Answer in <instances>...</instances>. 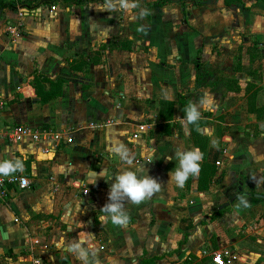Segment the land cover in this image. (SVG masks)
<instances>
[{
    "label": "crops",
    "instance_id": "obj_1",
    "mask_svg": "<svg viewBox=\"0 0 264 264\" xmlns=\"http://www.w3.org/2000/svg\"><path fill=\"white\" fill-rule=\"evenodd\" d=\"M158 1L134 0L127 13L99 10L104 3L2 13L0 127H44L60 138L0 143L6 174L31 182L0 204V264H81L67 250L77 241L95 249L90 264H213L217 253L226 264H264V114L249 112L247 94L255 84L264 109V0H173L147 23L138 13ZM10 27L20 36H7ZM120 40L132 49L109 48ZM79 58L86 69L72 67ZM51 81L60 94L43 103ZM205 93L212 104L198 106L206 122L196 132L206 161L221 165L202 193L198 172L178 186L172 170L176 153H201L180 96L195 104ZM162 100L175 105L170 122ZM119 144L127 162L112 151ZM139 165L159 191L125 198L124 225L101 221L112 178Z\"/></svg>",
    "mask_w": 264,
    "mask_h": 264
},
{
    "label": "clouds",
    "instance_id": "obj_2",
    "mask_svg": "<svg viewBox=\"0 0 264 264\" xmlns=\"http://www.w3.org/2000/svg\"><path fill=\"white\" fill-rule=\"evenodd\" d=\"M136 7L137 5L134 0H104V4L99 6V10L110 12L123 10L127 13ZM146 14L147 12L144 9L138 13L140 17ZM132 18L135 19V16ZM211 104V95L205 93L197 103L187 105L184 110L185 119L188 122L197 121L200 118L198 106L208 108ZM112 151L119 156L121 161L127 162L129 150L123 144L115 146ZM201 156L202 154L198 150L175 154L176 165L172 172L178 186H183L190 172L195 173L198 170L197 161L201 159ZM11 168L10 164H5L0 166V171L6 174ZM160 185L155 178L146 174L141 165L136 169L121 170L118 175L112 178L108 192V201L100 208V211L104 213L100 217V220H110L113 224L124 225L127 222L128 216L123 209L122 201L127 198L133 203H139L158 192ZM82 245L83 241L70 243L67 245V250L74 253L76 259L81 264H90V257L94 255L95 249Z\"/></svg>",
    "mask_w": 264,
    "mask_h": 264
},
{
    "label": "trees",
    "instance_id": "obj_3",
    "mask_svg": "<svg viewBox=\"0 0 264 264\" xmlns=\"http://www.w3.org/2000/svg\"><path fill=\"white\" fill-rule=\"evenodd\" d=\"M173 0H163V1H158V2H153L149 3L147 7V14L144 17V21L149 23L150 21V15L154 12V10L160 8L161 6L172 2ZM187 0H184L186 2ZM194 2L195 4H201L204 0H189ZM83 3H104V0H36L34 2L30 3H23L22 0H0V17L2 16V13L6 9H11L13 11H18L22 13L29 12L35 8H38L42 5H59L63 8H68L71 6H76L80 5ZM185 16V15H184ZM106 46H102L104 48ZM133 47V43L130 40H120L118 42L112 41L109 44L110 49H122V50H131ZM88 62L84 58H79L77 61V65H72L74 69H79L83 70L88 67ZM46 81V80H45ZM51 86H52V91L49 94H44L40 93V96H42V102L46 103L49 100L55 98L60 94V89L62 86V83L59 82H53L51 81ZM56 90V91H55ZM259 89L255 86V84L248 85L247 88V94L250 93L248 96L249 100V112L250 113H255L258 117V119H261V115L264 114V109L256 107V99L258 96ZM180 104L182 107V118L185 119V108L187 107L188 104L192 103L189 99H186L182 96H180ZM161 106V117L165 122H170L173 119V108H174V103L166 100H162L160 102ZM205 120H197L195 122H189L191 126V134L192 137L194 138V144L196 147H198L201 151V161L197 162L198 164V184H197V191L205 193L210 190L211 187V181L215 178L217 174V168L216 165L208 163L205 159V151L208 146L207 140L202 139L200 135L197 134L196 129L200 125H203L205 123ZM164 129L168 130L169 125L168 123L164 125ZM195 172V173H196ZM240 195V194H238ZM158 258H143L140 262V264H154L155 261Z\"/></svg>",
    "mask_w": 264,
    "mask_h": 264
},
{
    "label": "built area",
    "instance_id": "obj_4",
    "mask_svg": "<svg viewBox=\"0 0 264 264\" xmlns=\"http://www.w3.org/2000/svg\"><path fill=\"white\" fill-rule=\"evenodd\" d=\"M56 11V7L51 8V12ZM19 16L22 17L23 13L20 11ZM20 29L17 27L8 28L6 35L10 37L20 36ZM6 107V102L3 98L0 97V110ZM113 123V122H112ZM60 138V135L44 127H32L29 125H18L11 128H2L0 127V143H18L24 140H29L34 143H55ZM46 153L49 152V149L44 150ZM215 165L220 167L221 163L216 162ZM31 186L30 180L17 173L5 174L0 171V204H5L9 201L12 191L15 190H26ZM84 195L87 194V191L83 192ZM204 255H209L207 252H204ZM213 264H226L223 256L220 253L214 254L212 256Z\"/></svg>",
    "mask_w": 264,
    "mask_h": 264
},
{
    "label": "rangeland",
    "instance_id": "obj_5",
    "mask_svg": "<svg viewBox=\"0 0 264 264\" xmlns=\"http://www.w3.org/2000/svg\"><path fill=\"white\" fill-rule=\"evenodd\" d=\"M180 1H181V0H180ZM170 3H172V2H170ZM180 3H182V2H179V4H180ZM216 168H217V167H216ZM217 171H218V170H217Z\"/></svg>",
    "mask_w": 264,
    "mask_h": 264
}]
</instances>
